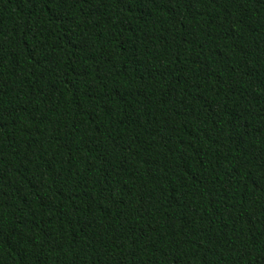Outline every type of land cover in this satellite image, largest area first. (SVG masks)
Masks as SVG:
<instances>
[{
	"label": "trees",
	"instance_id": "16d2710c",
	"mask_svg": "<svg viewBox=\"0 0 264 264\" xmlns=\"http://www.w3.org/2000/svg\"><path fill=\"white\" fill-rule=\"evenodd\" d=\"M0 264H264V0H0Z\"/></svg>",
	"mask_w": 264,
	"mask_h": 264
}]
</instances>
